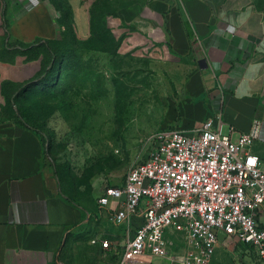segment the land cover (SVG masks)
<instances>
[{"label":"crops","instance_id":"1","mask_svg":"<svg viewBox=\"0 0 264 264\" xmlns=\"http://www.w3.org/2000/svg\"><path fill=\"white\" fill-rule=\"evenodd\" d=\"M65 1L79 42L90 39L92 18L101 6L99 17L118 42L117 55L145 52L152 59L187 65L159 129L193 133L220 114L222 132L230 134L233 127L230 135L236 138L257 123L252 152L264 163V0ZM58 16L52 0H0V109L4 86L15 88L40 70V58L13 54L7 44L59 39ZM84 56L98 66L111 60L100 52ZM58 116L59 110L48 128ZM47 162L36 133L0 118V264H59L66 237L87 223L84 209L51 185Z\"/></svg>","mask_w":264,"mask_h":264},{"label":"built area","instance_id":"2","mask_svg":"<svg viewBox=\"0 0 264 264\" xmlns=\"http://www.w3.org/2000/svg\"><path fill=\"white\" fill-rule=\"evenodd\" d=\"M221 115L187 133L160 129L146 159L132 165L120 185L104 184L97 200L125 232L117 264H210L222 237L264 264V163L252 152L254 123L236 138L222 132ZM100 248L107 240H91ZM170 245L182 246L175 254Z\"/></svg>","mask_w":264,"mask_h":264},{"label":"rangeland","instance_id":"3","mask_svg":"<svg viewBox=\"0 0 264 264\" xmlns=\"http://www.w3.org/2000/svg\"><path fill=\"white\" fill-rule=\"evenodd\" d=\"M136 52L132 56L116 54L107 66H81L74 81L68 78L71 83L67 88L62 85L46 87L41 93L33 91L42 105L53 109L58 100L65 101L59 107L60 116L53 119L52 128L47 124L43 134L46 140L52 138L47 168L55 191L67 193L88 215L86 225L66 237L59 264L119 261L125 232L98 207L97 200L103 195L101 186L105 181L119 185L132 165L146 159L153 143L148 139L162 128L169 99L180 92L187 71L183 63L173 64L168 59H152L145 52ZM98 235L109 241V248L102 251L90 244ZM170 250L183 253L182 246L170 245ZM253 261L250 251L222 237L211 264ZM152 264L167 262L154 259Z\"/></svg>","mask_w":264,"mask_h":264},{"label":"trees","instance_id":"4","mask_svg":"<svg viewBox=\"0 0 264 264\" xmlns=\"http://www.w3.org/2000/svg\"><path fill=\"white\" fill-rule=\"evenodd\" d=\"M53 4L59 13L58 18L55 20L59 29V39L38 40L31 45L22 43L7 44V47L14 48L13 54L25 55L27 59L40 58V70L33 79L17 85L15 88H12L13 86H9V84L4 86L6 91L5 103L0 109L1 120L13 122L40 137L46 158L50 155L52 138L50 136L46 140L43 138V134L47 130L50 118L65 101L58 100L53 109L50 108V105H42L35 94L36 92L33 91L41 93L44 92L46 87H52L53 89L62 85L65 88L69 87L71 81L68 78L71 77L74 81L78 75L75 72H79L78 68L91 64L90 59L84 60L86 53L91 51L100 52L108 55L111 59L116 56L118 45V42L114 40L99 17V14L103 11L101 6L92 18V35L90 39L86 42H79L72 30L70 10L66 1L53 2ZM7 87L8 90H6ZM39 109H41V112ZM59 196L80 207L73 202L74 200L67 193L61 192ZM237 245L244 249L242 245Z\"/></svg>","mask_w":264,"mask_h":264}]
</instances>
